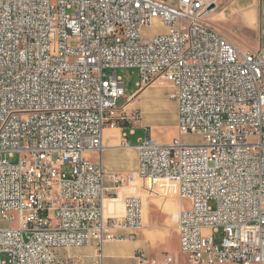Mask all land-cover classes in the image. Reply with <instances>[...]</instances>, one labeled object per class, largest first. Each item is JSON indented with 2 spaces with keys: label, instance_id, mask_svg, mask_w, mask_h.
<instances>
[{
  "label": "built area",
  "instance_id": "obj_1",
  "mask_svg": "<svg viewBox=\"0 0 264 264\" xmlns=\"http://www.w3.org/2000/svg\"><path fill=\"white\" fill-rule=\"evenodd\" d=\"M216 9L212 0H0V264H73L57 252L83 247L102 264L107 243L142 229L139 196L123 217L104 213L106 178L120 187L133 176H108L90 157L106 148L107 128L129 121L135 94L118 105L123 68L138 71L140 93L169 84L177 105L179 136L142 140L137 174L148 193L191 202L177 218L187 264H264V0L256 49L213 22ZM190 133L202 142L185 144ZM136 258L180 264L169 253Z\"/></svg>",
  "mask_w": 264,
  "mask_h": 264
},
{
  "label": "crops",
  "instance_id": "obj_2",
  "mask_svg": "<svg viewBox=\"0 0 264 264\" xmlns=\"http://www.w3.org/2000/svg\"><path fill=\"white\" fill-rule=\"evenodd\" d=\"M212 1L217 4V9L211 14L215 23L227 25L231 30L224 28L239 41L243 40L240 36H249L251 32L257 33V38L259 40L261 21L260 0ZM126 103L127 102L122 106H125ZM177 121L174 126L162 123L157 126H148L144 124L136 125L135 123L129 122L116 129L107 128L105 130L104 144L106 148L100 155L90 154L91 159L97 164H102L108 176L117 175L125 178L133 176L132 182H128V184L126 183V185L120 187H117L109 177L106 178L105 185L109 188L104 201V213L106 218L115 216L123 217L125 215L126 199L136 195L135 192L137 190L134 186L136 185L135 180L139 165L138 144L149 136L154 139V133H156L154 130L157 128L160 129L159 131H163L162 133L164 136H166V129L176 128L177 136V134H179ZM138 131H146L147 135L134 138L133 140V137L137 136ZM162 140L164 141V137ZM162 143L166 144L169 142ZM151 207V204L149 207L147 206L146 213H149ZM183 208H185V201H180V212ZM157 210H160V205H158ZM159 224L161 223L159 222ZM132 233H136L134 239L112 241L105 245L102 264H105V261L108 264V261L121 262L124 260H133L135 264H138L136 254L140 251L152 258L161 257L163 254L169 253L176 256L180 264H187L185 256L181 253L180 234L176 233V229L168 230L166 228H160L153 230L145 228L143 217V227L141 230L136 232L132 230L121 232L123 235ZM176 239L179 243V250L177 252L175 249L176 247H174ZM172 243L174 244L172 245ZM95 256V251H91L86 257L88 261H83V264H95L97 261Z\"/></svg>",
  "mask_w": 264,
  "mask_h": 264
},
{
  "label": "rangeland",
  "instance_id": "obj_3",
  "mask_svg": "<svg viewBox=\"0 0 264 264\" xmlns=\"http://www.w3.org/2000/svg\"><path fill=\"white\" fill-rule=\"evenodd\" d=\"M70 13H73L71 11ZM212 19V16H211ZM212 21H214L212 19ZM215 22V21H214ZM217 23V22H216ZM229 30H231L227 25L217 23ZM157 24H154L151 28L147 29V34L152 35L153 32L156 30ZM243 40H241V43L245 46H249L252 49H256L257 46H259V40L257 38V33H250L249 36L243 37L240 36ZM70 44L75 45V40H70ZM118 74L120 77L123 78V80L126 82V96L123 99H120L118 102L119 106H122L125 104L126 99L131 97L133 94H135V97L131 99L127 104V113L129 115V121L126 123H135L136 125H148V126H157L158 124H166V125H172L176 124L177 121V113H176V103L171 100L169 97L171 93V87L167 83L162 82H156L143 92H139L137 84L139 81V73L136 69H119ZM139 116L138 122L134 120V118H137ZM160 129L157 128L154 130L155 136L154 139L162 142H171L174 138L178 137L179 134L176 136V128L175 129H166V136L163 135V131H159ZM165 132V131H164ZM146 131H138V134L134 138H138L141 136H146ZM164 137V141L162 138ZM182 141L185 144H199L202 142V138L195 134H186L183 136ZM165 144V143H163ZM19 160V156L17 155L15 158L12 159L13 162H17ZM65 171L70 172L71 167L70 165L65 166ZM128 184V183H127ZM135 188L136 192L134 196H139L143 202H144V225L145 228H150L153 230H157L160 228H166L168 230L176 229V233L178 232V223L177 218L179 216L180 212V199L178 196L174 193H167L166 191L159 190L158 194H150L147 191H145V181H143L137 174L136 180H135ZM126 185V184H125ZM151 204V210L149 209V213H146L147 206ZM158 205H160V210L158 209ZM191 202L189 200L185 201V207L190 208ZM210 206L212 208H216L217 202L211 201ZM154 222V223H153ZM159 222L161 224H159ZM2 226L4 228L8 227L9 224L3 222ZM220 232L217 234L218 243L221 241V235ZM174 243H172L173 245ZM176 247V252L179 250V243L176 239V243L174 244ZM95 251L96 255V248L95 247H83V248H77V249H63L59 250L57 252L58 256L61 258H66L68 256L74 257V263L73 264H83L84 262H87L88 259L86 258L87 255L91 251ZM85 257V258H82ZM96 259L97 255L95 256ZM78 258H82L81 262H78ZM105 264L107 262L105 261ZM108 264H135V261L133 260H124L121 262H113L108 261Z\"/></svg>",
  "mask_w": 264,
  "mask_h": 264
}]
</instances>
